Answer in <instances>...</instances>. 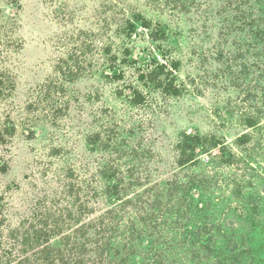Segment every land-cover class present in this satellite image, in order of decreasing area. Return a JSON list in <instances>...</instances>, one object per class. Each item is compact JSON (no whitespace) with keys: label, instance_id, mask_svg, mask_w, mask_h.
Wrapping results in <instances>:
<instances>
[{"label":"trees","instance_id":"16d2710c","mask_svg":"<svg viewBox=\"0 0 264 264\" xmlns=\"http://www.w3.org/2000/svg\"><path fill=\"white\" fill-rule=\"evenodd\" d=\"M19 1L11 0L20 9ZM147 1L148 13L156 9L160 19L138 12L115 24L118 47L123 51L125 40L141 27L161 61L153 53L140 66L130 61L128 50L124 57L107 52L104 56L115 66L104 72L106 79L126 83L128 95L119 94L126 97L129 110L147 116V110L161 111L180 99L184 86L201 95L203 87L221 85L224 99L214 116L239 133L228 145L224 133L181 131L165 150L154 121L147 118L136 127L138 132L129 126L135 121L119 125L114 118L97 131L89 125L81 131L79 147L53 148L58 156L71 158L60 194L33 195L29 212L15 223L0 214V264H264V196L240 191L243 185L251 187L247 171L255 173L251 165L264 157V0ZM168 13L195 27L189 43L179 45L180 34L172 37L163 19ZM75 57L60 67L57 86L39 87L26 108L31 117L22 123L7 118L0 125L2 170H7V162L1 153L19 134L17 124L34 136L26 126H34L39 118L36 105L51 106L71 85L66 82L85 77V60ZM126 64L132 66L126 68L128 77ZM190 65L192 73L199 72L189 86L177 74ZM184 72V78L191 76ZM4 77L0 98L16 87L5 84ZM65 108L64 115H69L70 107ZM64 109L51 115V122H58ZM203 154L211 158L207 167L200 160ZM221 166L236 167L242 179L234 177L238 183L231 185L232 205L220 215L218 198L210 193ZM176 169L144 188L157 171ZM15 253L19 260H13Z\"/></svg>","mask_w":264,"mask_h":264},{"label":"rangeland","instance_id":"374dc122","mask_svg":"<svg viewBox=\"0 0 264 264\" xmlns=\"http://www.w3.org/2000/svg\"><path fill=\"white\" fill-rule=\"evenodd\" d=\"M19 3L20 9L11 0H0V78L5 75L3 81H8L5 84H9V87L16 86L11 95L8 96L7 92L0 98V125L7 118L22 123L25 117H31L26 108L29 102H34L37 98L39 87L51 83L57 86L60 67L66 66L74 55L78 62L85 60L81 64L86 67V72L81 74L85 77L80 81L66 82L71 85H66L65 91L59 93L61 98L58 102L51 103V106L36 105L39 118L35 120L34 126H26L35 131L34 136L27 134V130L24 131L27 128L17 124L19 134L11 140L6 152L1 153L7 162V170L0 167V214L8 216L9 224L15 223L29 212L33 195L60 194L71 158L68 155L61 157L62 153L59 157L53 148L59 145L70 150L79 147V142H82L81 131L84 133L89 125L97 131L101 125L114 118L119 125L135 121L129 126L137 130L147 118L154 121L156 133L162 138L165 150L171 148L170 145L181 131L224 133L227 135L225 144L228 145L234 140L235 134L239 133L237 129L229 130L224 127L227 122L214 116L219 101L224 99L221 85L205 90L203 87L201 95L195 89L188 90L184 86L180 99L165 108L159 103L161 111L147 110V116L144 111L129 110L126 97L119 94L122 91L124 95H128L126 83L120 81L114 84L106 79L104 72L108 74L114 65L109 61L110 58L104 56L107 52L124 57V51L128 50L130 61L140 62V66L147 63L153 53L161 61L159 51L151 46L146 31L139 25L131 39L122 38L125 40L124 50L118 47L121 42L116 36L115 24L123 23L138 12L144 15L148 13L147 0H20ZM170 15L165 14L163 19L167 20L172 37L180 34L178 44L189 43V36L197 31L194 30L195 27L188 23L184 25L187 20ZM148 17L156 21L161 16L156 9H151ZM130 67L132 66L129 64L124 67L126 77L131 76V72L126 70ZM192 67L185 66L177 74L178 80L189 86L192 76L199 72L192 73ZM184 71H190L191 76L184 78ZM214 86L216 87L215 83ZM155 104L153 102L151 107ZM65 107H70L69 115H64ZM73 108L76 110L72 112ZM60 109H64L60 114L61 119L51 122V115ZM29 124L26 122V125ZM166 159L169 160V156L164 158ZM210 159L207 154L200 157L205 167L210 165ZM257 161V164L251 165L255 173L247 171L252 178H245L252 182L251 187L245 189L243 185L240 188L241 194L246 191L251 195L264 196V157ZM161 165L166 163L162 160ZM177 171L179 169L170 173L165 170L157 171L144 188ZM241 174V171L231 166H221L218 170L210 195L218 198L217 213L220 215L230 210L231 185L242 179ZM192 193L199 195L200 192L193 190ZM15 256L16 253L13 260L20 259Z\"/></svg>","mask_w":264,"mask_h":264}]
</instances>
